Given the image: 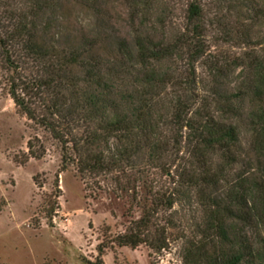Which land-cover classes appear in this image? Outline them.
<instances>
[{
  "label": "trees",
  "instance_id": "obj_1",
  "mask_svg": "<svg viewBox=\"0 0 264 264\" xmlns=\"http://www.w3.org/2000/svg\"><path fill=\"white\" fill-rule=\"evenodd\" d=\"M61 1L0 0V25L8 22L0 28V59L11 73L7 93L19 114L47 130L67 159L73 156L82 164L83 172L122 173L156 163L162 170L175 167L173 191L156 196L148 207L144 204L134 227L115 243L136 248L153 226L155 209L170 210L194 189L202 193L205 187H217L219 160L236 161L232 151L239 141L238 124L246 116L257 140L258 183L246 186L241 178L226 203L211 201L214 210L200 233L218 240L219 248L208 253L206 245L189 243L182 261L264 264V239L254 249L245 235L251 225L264 224V60L213 63L210 73L216 86L200 98L195 66L205 55L206 31L199 0L190 1L185 24L169 38L161 34L165 12L156 0H126L132 42L118 40L105 58L95 53L97 36L79 45L61 44L64 31L53 30ZM253 12L256 22L261 11ZM27 62L34 75L23 68L27 77H22ZM237 67L242 77L234 93H228L219 80ZM31 99L40 100L41 116H36ZM247 99L254 100L256 109L245 115L242 104ZM74 127L81 133L73 137L68 131ZM154 242L155 250L164 249L162 235ZM98 251L103 252L101 247Z\"/></svg>",
  "mask_w": 264,
  "mask_h": 264
},
{
  "label": "rangeland",
  "instance_id": "obj_2",
  "mask_svg": "<svg viewBox=\"0 0 264 264\" xmlns=\"http://www.w3.org/2000/svg\"><path fill=\"white\" fill-rule=\"evenodd\" d=\"M190 1L156 0V6L165 12L162 35L169 38L185 24ZM199 3L206 51L195 73L202 98L216 86L210 73L213 63L222 66L224 62L252 57L264 60V0ZM253 8L261 11L256 22ZM130 14L126 0H62L56 19L59 23L53 30L64 31L63 46L67 42L79 45L97 36L95 53L105 58L118 40L132 42ZM32 67L30 62L24 64L21 76L27 77L23 68L32 71L33 76ZM10 75L0 59V264H183L189 243L206 245L208 253L219 248L218 240L209 241L200 233L209 212L214 210V201L226 203L229 190L241 178L246 179V186L258 183L261 166L257 140L246 116L238 124L239 141L232 151L236 161L226 164L219 160L218 186L205 187L202 193L194 189L170 210L155 209L145 243L134 249L119 247L116 238L134 227L133 222L143 214V205L148 207L152 200L173 191L175 167L162 170L156 163L147 167L141 164L122 173L79 170L82 164L73 156L67 159L65 149L47 130L19 114L7 93ZM241 77V68L237 67L219 84L226 92L234 93ZM30 101L36 116H41L40 100ZM255 104L254 100H244L243 113L254 111ZM70 131L73 137L81 133L76 127ZM160 235L165 246L157 251L151 244L155 246ZM245 235L257 249L264 239V224L251 225Z\"/></svg>",
  "mask_w": 264,
  "mask_h": 264
}]
</instances>
